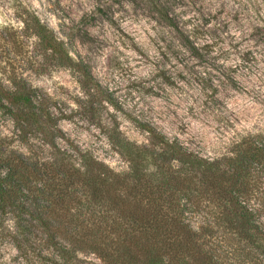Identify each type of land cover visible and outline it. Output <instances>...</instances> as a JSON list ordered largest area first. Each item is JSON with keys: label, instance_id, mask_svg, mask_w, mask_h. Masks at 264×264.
<instances>
[{"label": "clouds", "instance_id": "1", "mask_svg": "<svg viewBox=\"0 0 264 264\" xmlns=\"http://www.w3.org/2000/svg\"><path fill=\"white\" fill-rule=\"evenodd\" d=\"M101 8L116 27L107 21L95 26L82 23L86 18L98 20ZM161 13L179 31L162 23ZM45 37L61 45L72 65L85 69L120 108L107 98L97 104L93 100L97 87H85L82 71L57 65L59 57L53 59ZM73 37L78 38L73 41ZM182 37L205 62L193 56ZM86 38H99L107 47L89 52L81 46ZM133 43L143 56L133 50ZM161 52L168 56L167 61ZM161 69L178 88L157 78ZM21 84L39 99L54 102L48 108L53 117L61 116L56 105L65 116L73 117L59 119L57 127L79 147V153L59 136L54 143L70 154L71 164L81 174L87 168L80 154L91 155L114 175L134 172L133 162L114 143L113 133L134 152L159 156L164 146L156 144L154 137H162L166 145L176 144L209 163L235 159L248 144L264 149V0H151L148 7L141 0H0V90L14 94ZM132 84L140 88L130 89ZM148 89L160 98L145 94ZM2 103L4 108H13L7 98ZM87 105L104 109L99 124L79 115ZM4 108H0V144L5 158L16 152L30 163L39 159L41 164H52L51 147L41 143L39 134L22 141V129L27 125L21 122L18 126ZM40 148L44 154L38 153ZM145 164L146 175L158 174L152 156H146ZM170 166L175 172L182 168L178 158H171ZM6 175L7 169L0 172V176ZM240 203L250 211L264 209V198ZM81 211L73 207L69 215L83 219ZM255 223L264 232V215ZM201 225L207 226L197 217L191 229L200 233ZM25 226L18 215L0 210V264H105L92 248L74 244L72 237L78 239L82 231L79 224L69 226V235H56L55 244L48 242L46 234L24 231ZM211 227L216 229V224ZM256 235L253 229L250 237ZM211 247L218 251L222 264H264V239L221 234Z\"/></svg>", "mask_w": 264, "mask_h": 264}, {"label": "trees", "instance_id": "2", "mask_svg": "<svg viewBox=\"0 0 264 264\" xmlns=\"http://www.w3.org/2000/svg\"><path fill=\"white\" fill-rule=\"evenodd\" d=\"M161 16L177 28L166 13ZM182 38L192 54L199 55L191 42ZM45 41L53 49V59L59 57L57 65L82 71L85 86L97 87L85 69L72 65L61 45L49 37ZM3 98L10 101L15 112L13 108H4ZM0 108L14 116L18 126L21 122L27 125L22 129V141L30 134H39L41 143L52 149L48 154L54 156L52 164H41L39 159L30 163L16 152L5 158L0 144V172L7 169V175L0 176V210L18 215L26 232L46 234L48 242L55 244L56 235H69V226L79 224L82 231L78 239L72 237L74 244L82 249L92 248L105 264H222L218 251L211 247L221 234L234 233L245 240L264 239V232L255 223L264 215V209L250 211L240 203L264 198L262 148L248 144L235 159L209 163L187 154L176 144L166 145L162 137H154L156 144L164 146L159 156L134 152L113 133L114 143L133 162L134 172L124 177L114 175L91 155L80 154L87 168L81 174L71 164L70 154L61 150L54 138L61 137L77 153L79 147L57 127L58 118L53 117L36 92L23 84L14 94L0 90ZM38 153L44 154L43 148ZM149 155L158 174L144 172ZM171 158L181 161L178 172L172 170ZM181 200L186 203L181 204ZM77 206L83 219L69 215L70 209ZM213 207L215 212L211 211ZM197 217L207 224L201 225L200 233L191 229ZM213 223L216 229L211 227ZM253 229L256 237H250Z\"/></svg>", "mask_w": 264, "mask_h": 264}, {"label": "rangeland", "instance_id": "3", "mask_svg": "<svg viewBox=\"0 0 264 264\" xmlns=\"http://www.w3.org/2000/svg\"><path fill=\"white\" fill-rule=\"evenodd\" d=\"M114 2H115V3H121V0H114ZM141 3L144 4L145 7H148V5L150 4L149 0H141ZM137 8H138V9L140 8V4H137ZM153 10H154V9H153ZM98 11H99V14H100V18H99L98 20H97L95 17L91 18L90 20L86 18V19H84V20L82 21V23H83L84 25H92V26H95L96 24H102V23H104L105 21H107V22H109V23H112L113 26L116 27L115 22L111 20L110 16L108 15L107 12H105L104 9L101 8V9H98ZM109 11H110V9H109ZM153 18H155V16H153ZM161 22L163 23L164 21L161 20ZM77 30H79V29H77ZM117 31L120 32L121 35L124 36L126 39L131 40V38L128 37L127 34L124 33V32H123L121 29H119L118 27H117ZM103 35H104V33L101 32V36H103ZM77 38H78V37H73V41H74L75 39H77ZM81 46H82V47H83V46H86V47L88 48V51H89V52H93L94 50L102 51V50H103V47H107V45H106L103 41H100L99 38H96V39H93V38L82 39V40H81ZM132 48H133V50L137 51L140 55H142V56L144 55V53H143V52H142V51H141V50H140V49H139L134 43L132 44ZM161 55L164 56L165 61L168 60V56H167L165 53L161 52ZM173 56H176V53H175V52H173ZM193 56H194L195 58L200 59L202 63L205 62L204 57H203L200 53H199V55H194V54H193ZM177 58H178V57H177ZM81 60H84V57H81ZM88 60H89V64L91 65V63H92L91 58L89 57ZM179 62H180V63H183V60H180ZM53 66H54V65H53ZM117 66H118V65H117ZM157 67L159 68V65H157ZM173 67H175V65H173ZM186 67H187V66H186ZM157 78H162L163 81H164L166 84H168L169 86L174 87V88H178V85H176V84L172 81L170 75H169L168 72H167L166 70H164V69H161V70L159 71ZM179 78H180L181 80H185V81H186V77H184L183 74H179ZM197 82L199 83V80H197ZM85 87H86V86H85ZM86 88H89V87H86ZM129 88H130V89H131V88H140V85H138V84H132V85H129ZM162 90H163V89H162ZM216 91H217V90H216ZM145 94H147V95H152V96H156L157 98H160V97H159V94L156 93V92H155L154 90H152V89L145 90ZM104 98L109 99V101H110L111 103H113L114 105H116V107H117L118 109L120 108V105L117 104L116 101L113 100V99L111 98V96H106V94L104 93V91L98 87V89H97V95L93 97V100H94L97 104H100ZM44 101H45V103H46L48 106H49L50 104L54 103V102L49 101L47 98H44ZM56 106H57L58 110H60V112H61V116L58 118V120L61 119V118H63V119H68V120H72V119H73L72 116H65L64 113H63L62 108H61L59 105H56ZM102 111H104V109H103L102 107H99V108H98V107H92V106H90V105H87V106H84L83 111H82L79 115H80L81 118H83V119H88V120H90L91 123L99 124V123H100V115H101V112H102ZM109 119H113V118H112V117H109ZM57 124H58V121H57ZM105 131H106V129H105Z\"/></svg>", "mask_w": 264, "mask_h": 264}]
</instances>
